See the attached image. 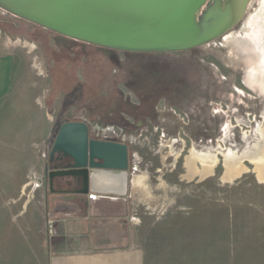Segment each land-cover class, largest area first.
Here are the masks:
<instances>
[{
    "label": "rangeland",
    "instance_id": "obj_1",
    "mask_svg": "<svg viewBox=\"0 0 264 264\" xmlns=\"http://www.w3.org/2000/svg\"><path fill=\"white\" fill-rule=\"evenodd\" d=\"M0 39L14 59L13 92L0 105L12 134L0 143L12 142L11 161L22 168L13 176L26 180L30 199H47L61 179L50 177L63 166L51 160L59 126L86 121L93 136L129 145L130 213L142 244L264 264V182L246 155L264 154V0H253L229 34L183 50L97 47L1 7ZM190 151L219 161L191 174ZM230 152L241 167L232 178Z\"/></svg>",
    "mask_w": 264,
    "mask_h": 264
},
{
    "label": "water",
    "instance_id": "obj_2",
    "mask_svg": "<svg viewBox=\"0 0 264 264\" xmlns=\"http://www.w3.org/2000/svg\"><path fill=\"white\" fill-rule=\"evenodd\" d=\"M252 1L0 0V7L97 47L155 52L193 48L229 34ZM54 159L63 166L50 172L51 183L54 177H72L81 182L78 192L128 194L129 145L92 136L86 121L61 124L52 146Z\"/></svg>",
    "mask_w": 264,
    "mask_h": 264
},
{
    "label": "crops",
    "instance_id": "obj_3",
    "mask_svg": "<svg viewBox=\"0 0 264 264\" xmlns=\"http://www.w3.org/2000/svg\"><path fill=\"white\" fill-rule=\"evenodd\" d=\"M13 87L14 59L0 39V105L10 100ZM11 134L9 118L0 113V136L7 140ZM7 144L0 143V264H231L182 245L161 251L142 244L129 191L82 193L77 178L59 177L47 199H30L26 180L13 176L22 168L13 166L15 152Z\"/></svg>",
    "mask_w": 264,
    "mask_h": 264
},
{
    "label": "bare ground",
    "instance_id": "obj_4",
    "mask_svg": "<svg viewBox=\"0 0 264 264\" xmlns=\"http://www.w3.org/2000/svg\"><path fill=\"white\" fill-rule=\"evenodd\" d=\"M255 151H253V152H255ZM253 152L251 154H246V155H248L251 162H253L255 164V166H256L255 169H256L258 179L261 180L262 182H264V154L262 155V153L260 154V152L259 153H253ZM232 156L233 155L230 152L227 155H225V160H224L225 161V168L227 169L226 174H227V176H230V177L231 176L233 177L235 174L239 173V171L241 169V167H239V165L237 166L233 163V161H232L233 157ZM237 159H241V158L237 157ZM235 160H236V157H235ZM218 161L219 160H218V157L216 154H213V153L212 154H206V153H198L195 151H190V153L185 158V165H186V167H188L187 170H189L190 173L193 174L198 170V168L196 166H198L197 163H199L201 165L199 167V171H200V175H201V173L211 172ZM238 163H240V162H238ZM240 166H242V165H240ZM60 174H63V172H60ZM135 183L137 186H142L144 183V176L143 175H136L135 176Z\"/></svg>",
    "mask_w": 264,
    "mask_h": 264
},
{
    "label": "flooded vegetation",
    "instance_id": "obj_5",
    "mask_svg": "<svg viewBox=\"0 0 264 264\" xmlns=\"http://www.w3.org/2000/svg\"><path fill=\"white\" fill-rule=\"evenodd\" d=\"M92 136H93V134H92ZM94 137H96V136H94ZM129 150H130V148H129ZM58 161V160H57Z\"/></svg>",
    "mask_w": 264,
    "mask_h": 264
},
{
    "label": "trees",
    "instance_id": "obj_6",
    "mask_svg": "<svg viewBox=\"0 0 264 264\" xmlns=\"http://www.w3.org/2000/svg\"><path fill=\"white\" fill-rule=\"evenodd\" d=\"M59 128H60V126H59Z\"/></svg>",
    "mask_w": 264,
    "mask_h": 264
}]
</instances>
